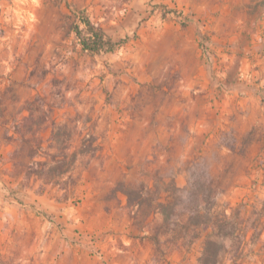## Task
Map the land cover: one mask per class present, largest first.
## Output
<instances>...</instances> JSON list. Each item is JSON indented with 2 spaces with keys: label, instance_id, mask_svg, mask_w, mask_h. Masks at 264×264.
Instances as JSON below:
<instances>
[{
  "label": "rangeland",
  "instance_id": "rangeland-1",
  "mask_svg": "<svg viewBox=\"0 0 264 264\" xmlns=\"http://www.w3.org/2000/svg\"><path fill=\"white\" fill-rule=\"evenodd\" d=\"M85 18L112 52L81 49ZM231 92L264 116V0H0V264H201L207 235L242 264L264 234V126L222 127ZM80 150L57 184L29 173ZM167 195L164 222L148 203ZM194 198L209 227L185 246Z\"/></svg>",
  "mask_w": 264,
  "mask_h": 264
},
{
  "label": "trees",
  "instance_id": "trees-1",
  "mask_svg": "<svg viewBox=\"0 0 264 264\" xmlns=\"http://www.w3.org/2000/svg\"><path fill=\"white\" fill-rule=\"evenodd\" d=\"M82 23L84 25V29L82 31H76V36L78 37L80 41V46L81 49L84 52L90 53V54H100V53H109L114 50L115 45L112 43L110 39H107L105 36L104 32L94 26L93 24L90 23L88 19H83ZM83 150H80L78 152H73L69 156V160H52L54 165L51 167L50 163L45 161V162H38L37 164L40 166V170H30L29 173L37 176L40 179H44L48 183L52 184H57L59 181V176L63 174V172H68L70 167L75 163L76 160V155L77 153H81ZM65 159V157H63ZM44 169H47L44 171ZM134 191V190H133ZM131 190L126 191V196L128 197V201L131 202ZM170 191V192H169ZM142 194H151V190L148 187H141ZM166 192L172 193V194H178L182 192L180 189L176 188L175 186H171L169 190H166ZM194 196V195H192ZM169 195L166 196V202L161 203V202H154V200H150L148 203V207H153V212H158L162 217L164 222H168L170 219V216L173 215V212L175 208L177 207V204L180 203V199H176V201L171 202L169 199ZM140 196H137V199H139ZM204 202V205H201L200 202ZM152 203L154 206H151ZM140 204V202H138ZM208 202L207 200L200 198L196 199L194 198L192 200V206L189 207V216L186 218V221L181 224L179 227L180 232L186 235H191L189 240H185V238L182 241H184V245L187 246L188 244L194 243L195 240L198 239L200 236V233L198 232L199 226H208V218H207V213L209 212V207L207 206ZM205 207V208H203ZM204 209L206 211L205 219L206 222L200 223L198 222V219L200 218V212L201 210ZM151 211V212H152ZM226 217V216H224ZM188 237V236H186ZM219 252H220V247L213 241L211 240V237L207 235L205 237V240L203 242L202 246V259H201V264H217L218 263V257H219Z\"/></svg>",
  "mask_w": 264,
  "mask_h": 264
},
{
  "label": "crops",
  "instance_id": "crops-1",
  "mask_svg": "<svg viewBox=\"0 0 264 264\" xmlns=\"http://www.w3.org/2000/svg\"><path fill=\"white\" fill-rule=\"evenodd\" d=\"M229 96L227 95V99L229 101L226 100L221 104V105L225 104L227 109V112L225 113L226 118L224 117V119L223 118L221 119V121H224L222 127L227 128L228 131H238L242 134H246L252 131L253 129H257L258 127L262 128L264 126L263 112L260 114L259 117L258 109L260 108L258 107V105H256L257 100L255 97H248L245 100L240 99V101H237L235 103L238 93L231 92V95ZM239 103L240 106H238ZM196 117L198 119H196L194 116L193 123L195 122L196 119L197 125H194L193 128H191L192 130L197 129L199 123H201L202 121L207 124H211L212 122V120L210 122V120L205 119L206 117H208L205 116V114L202 115L197 114ZM208 118L211 119L210 117ZM244 161H248V157ZM259 239L257 240L256 243L255 242L250 243L252 247H258V248L248 253L247 259L243 257L242 264H255V263L264 264V234H261ZM247 244L248 247H250V244L249 243ZM261 244L262 246L261 248H259V245ZM254 259H256V262H254Z\"/></svg>",
  "mask_w": 264,
  "mask_h": 264
}]
</instances>
